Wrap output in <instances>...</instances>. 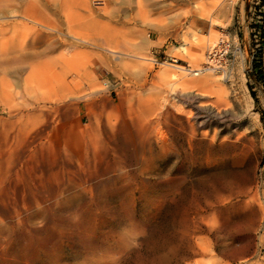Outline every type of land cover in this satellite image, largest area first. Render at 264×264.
I'll use <instances>...</instances> for the list:
<instances>
[{
  "label": "rangeland",
  "instance_id": "374dc122",
  "mask_svg": "<svg viewBox=\"0 0 264 264\" xmlns=\"http://www.w3.org/2000/svg\"><path fill=\"white\" fill-rule=\"evenodd\" d=\"M262 14L0 0V264H264Z\"/></svg>",
  "mask_w": 264,
  "mask_h": 264
},
{
  "label": "bare ground",
  "instance_id": "6f19581e",
  "mask_svg": "<svg viewBox=\"0 0 264 264\" xmlns=\"http://www.w3.org/2000/svg\"><path fill=\"white\" fill-rule=\"evenodd\" d=\"M174 67L177 68V69H179L180 71L181 70H184V72H186V74H192V75H200L201 74L196 79L195 78L194 79H192V78H186L187 75H182L183 79L181 80L180 85H182L185 88H192L193 87V88H196V89H201L202 87L208 85L212 81V79H211V76L212 75L210 74V72L213 70L212 67H206V68L204 67V68H197V69H185V68L179 67V66H174ZM195 71H197V72H195ZM168 78L170 79V82H172L173 84L174 83L176 84V80L179 81L178 80L179 78L177 79V77L175 75H173V74H171V76L169 75ZM153 240H155V239H153ZM161 245L160 246L158 245L156 247H152L151 249H149L147 251L144 250L143 252L138 253V257H141L142 258L143 255H145V257L146 256L149 257V255H152V254L156 253L158 251L159 247L162 248ZM125 264H132V261L127 260L125 262Z\"/></svg>",
  "mask_w": 264,
  "mask_h": 264
},
{
  "label": "trees",
  "instance_id": "16d2710c",
  "mask_svg": "<svg viewBox=\"0 0 264 264\" xmlns=\"http://www.w3.org/2000/svg\"><path fill=\"white\" fill-rule=\"evenodd\" d=\"M262 15H264V14H262Z\"/></svg>",
  "mask_w": 264,
  "mask_h": 264
}]
</instances>
